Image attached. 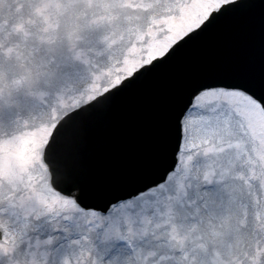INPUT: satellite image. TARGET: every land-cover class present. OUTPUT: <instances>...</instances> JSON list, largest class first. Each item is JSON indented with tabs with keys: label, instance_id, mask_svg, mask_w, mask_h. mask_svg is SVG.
<instances>
[{
	"label": "snow or ice",
	"instance_id": "1",
	"mask_svg": "<svg viewBox=\"0 0 264 264\" xmlns=\"http://www.w3.org/2000/svg\"><path fill=\"white\" fill-rule=\"evenodd\" d=\"M0 264H264V0H0Z\"/></svg>",
	"mask_w": 264,
	"mask_h": 264
}]
</instances>
